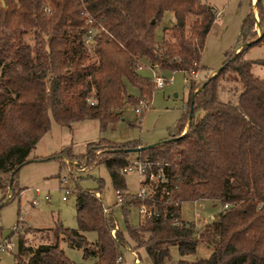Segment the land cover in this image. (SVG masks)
<instances>
[{
	"label": "trees",
	"instance_id": "trees-1",
	"mask_svg": "<svg viewBox=\"0 0 264 264\" xmlns=\"http://www.w3.org/2000/svg\"><path fill=\"white\" fill-rule=\"evenodd\" d=\"M254 10L261 36L252 33L251 9L222 67L199 85L191 81L187 105L169 128L168 138L139 152L125 150L141 146L139 140L100 139L79 157L69 148L55 154L60 169L65 161L77 168L103 164L114 189L123 191L122 170L133 159L158 162L153 170L162 167L166 181L154 188V202L167 217L131 225L129 208L152 200L125 195L121 229L103 211L100 180L95 189H77V228L56 222L42 230L18 220L13 230L19 233L14 264H74L59 246L61 237L80 248L84 258H93L92 264H115L123 247L144 249L152 264H264V207L259 206L264 202V56L244 57L250 47L264 45L263 0H256ZM166 11L173 13L174 22L157 40L155 29ZM216 14L203 0H0L2 192L12 190L26 163L54 158L30 156L52 121L70 126L96 119L104 128L127 104L142 101L145 110L155 86L139 73L142 61L168 72L198 71ZM253 64L262 66V77L253 74ZM125 81L138 90L137 96L127 91ZM221 89L227 95L239 91L236 103L222 100ZM200 199L228 204L203 229L180 216L182 202ZM30 231L46 235L31 244L26 241ZM86 231L96 232L97 239L89 242ZM199 240L214 241L210 256L182 258L195 252ZM171 245L177 246L181 258L171 260Z\"/></svg>",
	"mask_w": 264,
	"mask_h": 264
},
{
	"label": "rangeland",
	"instance_id": "rangeland-1",
	"mask_svg": "<svg viewBox=\"0 0 264 264\" xmlns=\"http://www.w3.org/2000/svg\"><path fill=\"white\" fill-rule=\"evenodd\" d=\"M209 3L217 12L207 35L201 53L202 65L195 80L197 85L204 81L210 74L222 66L226 55L237 46L240 38V28L244 17L253 9L254 23L252 33L256 38L262 34L259 18L254 10L256 0H203ZM264 2V0H263ZM174 17L171 11H166L161 22L155 29V37L161 40L163 28L173 24ZM30 35L27 36L29 38ZM264 56V45H254L244 54L246 59L255 60ZM142 68L138 71L142 76L152 79L153 74L147 62L142 61ZM140 64V65H141ZM163 76H172V82L161 88H154L149 106L143 110L142 115L135 111L140 105L127 104L119 111V118L106 124L104 128L96 119H85L72 123L70 126H59L51 122L50 129L37 142L30 156L40 159L58 154L61 150L69 148L71 153L79 157L86 153L90 143L100 139L111 142H127L139 140L143 146L156 143L168 138L169 128L180 118L185 109L190 95L189 86L185 79L188 77L183 71L168 72L160 69ZM252 72L257 77L263 76V68L259 64L252 65ZM127 91L138 95V90L124 82ZM225 82H223V85ZM241 90V85L238 84ZM239 93V91H238ZM238 93H227L220 90V97L224 101L236 103ZM37 160L23 165L17 172L12 190L2 192L0 189V243L9 240L14 243L12 250H0V264H14V254L17 252L19 233L13 232L17 221H22L25 226L35 229H49L56 222L64 227L77 228L76 220V195L77 189H95L101 180V202L109 212L115 223L124 229L125 222L121 207L117 204L115 189L111 184L109 173L103 164L93 165L89 168H77L69 162H64L63 169L55 158ZM75 175V179L73 176ZM65 179V182H63ZM128 194L134 195L139 190V178L135 172L124 175ZM69 194H65V189ZM21 190V191H20ZM20 191V192H19ZM19 192V193H18ZM13 194V197L6 200ZM66 196L63 200L62 197ZM47 197V198H46ZM6 200V201H5ZM5 201V202H4ZM222 209L221 202L211 199L184 201L180 206V216L183 220L193 221L196 226L203 229L206 224L212 223ZM127 219L131 225H138L140 216L138 207L131 206ZM41 233V234H40ZM46 232L30 231L26 241L37 244L42 241ZM51 235V234H50ZM89 242L97 239L94 231L84 233ZM59 246L74 264H92L94 259L84 258L82 250L70 246L62 237ZM214 248V241H198L195 252L184 255L182 258L193 261L197 258H207ZM132 248H121L123 264H134ZM138 258L144 264H152L144 249L135 250ZM171 260L181 258L176 245L169 247Z\"/></svg>",
	"mask_w": 264,
	"mask_h": 264
},
{
	"label": "built area",
	"instance_id": "built-area-1",
	"mask_svg": "<svg viewBox=\"0 0 264 264\" xmlns=\"http://www.w3.org/2000/svg\"><path fill=\"white\" fill-rule=\"evenodd\" d=\"M85 15L88 17V13H85ZM91 19L87 18L86 22H90ZM92 41L91 35L87 36L86 42L88 45H90ZM139 69L142 68V64L138 66ZM153 77L152 81L154 83V86L156 88H161L165 85H168L172 82V76H163L162 73L160 72V69L158 68L157 65L154 66H149ZM197 73L196 71H191L187 74V78L185 79V82L188 86H190L192 79L197 78ZM140 105L135 107V111L138 114H141L143 109L145 108V105L142 101H139ZM160 166L158 162H150L147 161L146 159H141V158H135L133 159L128 165H126L123 168V172H135L138 175L139 178V190L137 191L136 194L133 196H136L138 198H148L152 200L150 204L148 203H140L138 205V212L140 216V222H144L146 219L150 218H166V213H161V211L156 207L155 202H154V193H155V187L159 182H164L166 181L165 176L163 174L162 167H159L156 171L153 170V166ZM63 182H65V179H63ZM69 189H65V194H69ZM128 194L127 191H123L120 189L115 190V195H116V201L119 206L122 205L124 196ZM47 198V197H46ZM63 200L66 199V196L62 197ZM173 205L177 206L178 203L175 202ZM228 206L227 203H224L222 205L223 208H226ZM260 207H264V202H260L259 204ZM104 213H108L109 210L103 208ZM178 219V218H176ZM175 223H178V221H175ZM116 227L112 228L110 230L111 234L114 236ZM14 247V243L9 241V240H4L3 242L0 243V250H12ZM128 249V248H127ZM131 253L133 255V263L134 264H144L142 261L139 260L136 252L134 250H131ZM115 264H123V257L121 252L117 254V257L115 259Z\"/></svg>",
	"mask_w": 264,
	"mask_h": 264
},
{
	"label": "water",
	"instance_id": "water-1",
	"mask_svg": "<svg viewBox=\"0 0 264 264\" xmlns=\"http://www.w3.org/2000/svg\"><path fill=\"white\" fill-rule=\"evenodd\" d=\"M222 67V66H221ZM221 67H219L218 69H220ZM217 69V70H218ZM214 74V73H213ZM212 74V75H213ZM151 145H153V144H150V145H146V146H143V145H141V146H138V147H135V148H129V149H125L126 151H131V152H139L140 150H142V149H145V148H147V147H149V146H151Z\"/></svg>",
	"mask_w": 264,
	"mask_h": 264
},
{
	"label": "crops",
	"instance_id": "crops-1",
	"mask_svg": "<svg viewBox=\"0 0 264 264\" xmlns=\"http://www.w3.org/2000/svg\"><path fill=\"white\" fill-rule=\"evenodd\" d=\"M214 72H212L211 74H210V76L213 74ZM141 145H142V143H141ZM104 208V207H103Z\"/></svg>",
	"mask_w": 264,
	"mask_h": 264
}]
</instances>
